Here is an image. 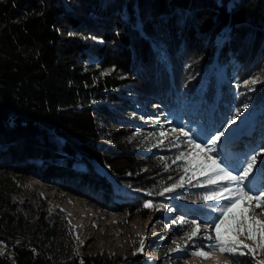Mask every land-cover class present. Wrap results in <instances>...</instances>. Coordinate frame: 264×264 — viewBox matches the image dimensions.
<instances>
[{
    "label": "trees",
    "instance_id": "1",
    "mask_svg": "<svg viewBox=\"0 0 264 264\" xmlns=\"http://www.w3.org/2000/svg\"><path fill=\"white\" fill-rule=\"evenodd\" d=\"M238 110L251 132L216 148L230 167L264 147V0H0V264H151L81 251L65 213L15 173L142 217L168 202L176 214L159 219L186 242L164 262L218 251L179 223L216 213L177 159L194 145L164 127L202 143Z\"/></svg>",
    "mask_w": 264,
    "mask_h": 264
},
{
    "label": "rangeland",
    "instance_id": "2",
    "mask_svg": "<svg viewBox=\"0 0 264 264\" xmlns=\"http://www.w3.org/2000/svg\"><path fill=\"white\" fill-rule=\"evenodd\" d=\"M165 124L164 121H162ZM165 132L171 135H180L179 129L171 130L166 126ZM251 132V128L243 124L240 120L227 125L225 135L218 142L216 148H222L227 145L233 137L238 139ZM203 155V154H202ZM227 156V153L225 152ZM228 157V156H227ZM259 160L264 158V153L260 152ZM226 165H228L225 162ZM229 166V165H228ZM230 167V166H229ZM239 165L234 164L230 168H238ZM259 167V161H257ZM235 174V173H234ZM18 182L34 188L53 208L61 209L66 219L71 224L74 236L79 241L80 250L85 252H106L121 254L123 257L141 254L145 257V261L151 264H174V262H164L165 256L174 253L173 249L180 248L186 242L171 227L161 222L160 214L172 215L176 214L175 210L169 207V203H162L157 206L155 214L148 217H142L139 214H129L126 211H117L109 209L99 203L89 201L83 195L68 189L60 182L42 178L35 173L18 174L15 173ZM264 183V178H257L251 185L254 194ZM250 215H256L258 219L264 220V214L259 210ZM201 235H212V229L209 224L200 223ZM243 239V238H242ZM143 242V251H140ZM246 243H248L246 241ZM162 246V248H156ZM203 248L204 251L214 252L217 254L210 255L205 259L194 253ZM239 264L227 254H221L219 251L208 250L204 246H197L185 255L178 264Z\"/></svg>",
    "mask_w": 264,
    "mask_h": 264
},
{
    "label": "snow or ice",
    "instance_id": "3",
    "mask_svg": "<svg viewBox=\"0 0 264 264\" xmlns=\"http://www.w3.org/2000/svg\"><path fill=\"white\" fill-rule=\"evenodd\" d=\"M257 82L258 79L253 78L244 81V84L247 86ZM244 107L246 108L247 105ZM237 115H239V110L232 119L227 121V124L231 125ZM190 131V129L185 131L183 127L179 129L182 136L189 138L188 143L194 145V154L192 152L181 153L177 159L186 160L188 166L183 169L184 172L191 171L193 176L203 177L204 184L201 186H206L209 189L201 199L213 202L210 207L216 215L210 223L214 235L204 237L213 241L207 247L214 248L221 254L227 253L229 256L248 255L253 257V264H264V258L255 259L257 256L264 257V220L258 219L256 215H250L256 210L264 214V185L257 189L255 194L251 187L258 177L264 178V158L260 159L259 167H257L259 153H254L250 155V158L246 156L238 168H230L224 160L218 159L221 153L216 152V146L224 137L225 131L217 130L214 135L202 143H196L191 138ZM174 146L179 147L178 144ZM259 152H264V147H261ZM181 181H183V177H181ZM182 186L183 183H174L165 187L159 194L173 192ZM143 207L152 208L153 204L151 201H146ZM176 222L173 221V223ZM179 223L193 226L191 231L186 234L187 240L191 241L201 234L200 224L196 220L187 221L181 218ZM246 241H251V243H246ZM143 247L142 242L141 252ZM178 250H180L179 247L173 249V251ZM194 254L205 259L210 258L209 253L203 248L198 249Z\"/></svg>",
    "mask_w": 264,
    "mask_h": 264
},
{
    "label": "bare ground",
    "instance_id": "4",
    "mask_svg": "<svg viewBox=\"0 0 264 264\" xmlns=\"http://www.w3.org/2000/svg\"><path fill=\"white\" fill-rule=\"evenodd\" d=\"M209 255H215V256H217V254L216 253H214V252H210V254Z\"/></svg>",
    "mask_w": 264,
    "mask_h": 264
}]
</instances>
